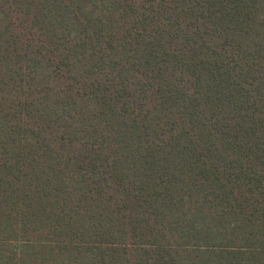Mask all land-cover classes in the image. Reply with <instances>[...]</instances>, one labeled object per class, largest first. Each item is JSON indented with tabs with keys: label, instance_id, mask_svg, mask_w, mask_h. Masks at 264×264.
<instances>
[{
	"label": "trees",
	"instance_id": "16d2710c",
	"mask_svg": "<svg viewBox=\"0 0 264 264\" xmlns=\"http://www.w3.org/2000/svg\"><path fill=\"white\" fill-rule=\"evenodd\" d=\"M0 264H264V0H0Z\"/></svg>",
	"mask_w": 264,
	"mask_h": 264
}]
</instances>
